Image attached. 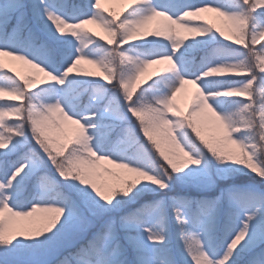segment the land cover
<instances>
[{
    "label": "rangeland",
    "instance_id": "rangeland-1",
    "mask_svg": "<svg viewBox=\"0 0 264 264\" xmlns=\"http://www.w3.org/2000/svg\"><path fill=\"white\" fill-rule=\"evenodd\" d=\"M254 2L257 7L264 5V0H254ZM24 3L28 9L27 16L19 26L15 29L11 27L6 30L0 29V49L24 54L28 59L44 67L46 71L57 76L58 80L64 79L65 82L59 84L57 81H48L43 73L36 72L35 69L12 56L0 57L6 70L18 77H25L27 79L26 84H31L30 88L23 87L22 83L17 87L8 86L0 69V86L19 88L24 96V99L19 101L15 97L3 95V88L0 87V121L12 116L14 120L18 118L23 124H27L30 119L37 118L40 121V132L49 139L60 140L62 135L69 138L67 134L70 132V139L79 144L88 155V150L83 148L85 136L80 125L74 123L62 110L52 113L40 112L39 116L36 115L42 105L60 102L68 114H75L82 119L86 126L89 121L95 125L94 128L88 129V134L92 137L91 145H105L106 149L114 148L120 153L117 155L113 151H100L94 147L98 154L110 155L113 159L134 164L131 160L132 153L141 148L147 149L153 158H149L141 167L150 174L159 175L162 173L161 160L142 135L139 122L128 110L129 103L125 98V94L128 97L146 87L150 89L152 100H156L157 105L160 106L156 119L147 127L162 145L170 144L169 137L173 133H177L178 139L184 143L185 135L182 133H190L186 129V121H188L191 122L189 128H192L194 132L199 129L200 133L210 140L225 143L230 142L232 137L241 140L249 152L255 153L252 162L264 166V141L260 140L261 134H264V127L261 126L264 123V79H261L264 77V73H260L264 72V49H260V44H264V31H261L264 30V9L252 10L250 6L245 9L233 8L231 0H145V2L137 5H135L134 0H101L102 9L122 15V17L117 16L115 19L117 23L123 19H135L153 8L167 11L176 17L189 7L209 3L230 13L238 12L248 16L247 22L221 17L218 13L211 11L203 12L199 17L188 16L186 20L189 23L184 26L186 29H196L200 24H207L212 26L213 30L204 35L182 31L181 34L186 37L184 42L177 39V24L167 21L165 18L157 17L149 23L146 30H143L142 36L122 45L120 37L124 35V30L115 28L113 31L107 21L100 22L103 27L89 23L85 24L84 28L75 30V32L66 29L68 33L60 34L48 19L47 13L61 16L70 23L92 16L97 12L93 7L94 0H24ZM10 6L11 0H0V9L7 10ZM163 20L162 31H165L168 37L176 43H183L179 49L173 50L172 43L164 40V37L152 35L161 26ZM217 28L222 29V33L229 38L227 41L215 31ZM204 30L206 29H201V31ZM29 32L33 33L31 39L27 36ZM109 33H111L110 36ZM52 39L57 40L58 43H53ZM108 41H111V44H108ZM236 41H241L244 45H237ZM99 43H103L102 46H99ZM213 45H228L235 48L241 46L242 51L236 58L222 55L215 59L206 60L198 68H193L190 60L198 58L206 47ZM244 47L250 49L251 55L247 58L244 57L247 54ZM80 55L102 61V64L98 67L82 62L78 66V70H74L73 73L64 77L63 73L67 67ZM163 55L172 56L175 64L165 62L145 68V64L150 59ZM123 58L136 63H134L133 71L122 69L123 64L126 63L122 60ZM219 61L220 63H218ZM215 63H218L219 67ZM244 64L250 68L248 69ZM214 68L224 69L222 73L227 75V79L222 83L214 81L213 79L221 72L213 71ZM250 71L257 74V79L254 78L252 84L246 86V80L250 78L246 75H249ZM106 75L113 78L111 83ZM198 76H201L199 81L193 80ZM152 80L158 84L157 88L151 87ZM124 83H127V88L123 87ZM39 89H42V92ZM32 91H34L31 94L32 100H28V92ZM210 91L214 92L215 95H209ZM224 91L231 93L228 95L232 100H240L242 104L252 108L254 116L253 133L257 140L236 132L226 110L225 101L227 99L222 94ZM240 91L248 92L249 95L238 97L236 93ZM114 105L119 108L114 110ZM102 111L112 120L109 121L104 118ZM142 124L147 125L143 122ZM225 129L228 132H224ZM130 131L132 134H128ZM105 136L107 137L106 140H104ZM124 138L127 140L125 141ZM132 141L134 142L132 143ZM44 144L47 147L50 146L49 143ZM227 148L235 152L240 151L234 145H227ZM0 153L10 154V149L0 150ZM91 159L89 162L76 160V167L80 171L81 164L96 166L97 158ZM8 161L7 158L0 159V183L5 185H7L12 172L21 164L27 163L25 171L13 181L11 187L6 186L4 189H0V199L6 196L10 197L7 202L14 209L29 210L37 203L52 202H64L63 206L67 208L66 199H73V202H77V197L72 196V193L65 198H58L54 192L52 196L50 195L53 180L60 177L52 165L49 166L48 160L43 159L42 162H39L35 157L30 156L10 164L11 166L5 165L3 167L4 163ZM212 161L214 163L209 164L211 166L209 172H200L201 166L188 167L183 172V179L185 180L183 183L185 184L182 186L191 183L194 190L198 191H194V193L189 191V196L185 197L187 199L185 201L196 202L200 196H203L206 202H213V209L215 210L217 198H219L218 208L220 207V210L228 214L230 223H234V229L225 241V245L221 247V250H226L232 236L243 226L241 221L247 219L248 210L251 211V215L255 214V219L261 216L257 206L262 204L255 203L252 198L264 196V179H261L258 173H253L251 169L246 168L245 165H237L230 161L220 162L213 157ZM110 170L117 172L122 178H134V174L124 169H117L112 165L102 163L96 169L98 175H95L94 179L98 183L107 182L110 186L114 185L106 172ZM169 172H171L170 169ZM68 182L67 180L68 185L66 186L70 188ZM145 182L153 196L149 201L143 203L141 208L149 210L152 207L153 212H146L147 220L144 225H148L157 215V218L161 220L160 222H163V219H168L165 224L167 227H172V221H177L173 209L183 208L184 204L174 203V199L168 192L170 185L167 189L160 190L151 182ZM167 183L169 184V181ZM87 187L90 189V186ZM199 194L200 196H198ZM20 197H22L21 200H19ZM153 198L154 200H152ZM233 200L237 202L238 208L232 204ZM145 205L151 207L145 209ZM121 209L122 207L113 208L111 211L93 218V224L87 231L90 233L93 229L97 230L100 226L103 227L107 221L115 220L120 243L133 256L134 249L126 236L131 234L133 238H142L147 243V234L141 225L130 233L128 230L119 227L121 217H125L122 215ZM162 214H165L166 217L161 218ZM184 214L190 219L187 209L184 210ZM67 217L68 213L66 212L64 218L67 219ZM14 222L20 221L17 218ZM61 226L58 224L57 229ZM150 227L164 238L171 233V230L167 232V229H164L165 233H162L159 229L156 230L157 226L151 225ZM97 231L100 233L101 229ZM184 231L188 238L191 234H195L201 241L203 250L208 252L209 238L201 220H191V222L189 220V223L184 226ZM86 232L80 233L75 228L70 227L58 238L57 242L48 244L42 243L45 239L44 236L33 241L32 244H30L31 240L18 237L10 245H0V264H51L61 250L71 246L75 242L74 239H79ZM47 235H52V233ZM258 236L251 229L249 238L255 239ZM159 245L148 244V254L151 257L156 254ZM168 245L173 246V242L169 241ZM237 250H244V245L239 246ZM212 257L213 260H216L214 258L218 256L213 254ZM169 260L176 264H194L190 254L187 257L173 255ZM157 264H164V262L161 261ZM166 264H169L167 257Z\"/></svg>",
    "mask_w": 264,
    "mask_h": 264
},
{
    "label": "snow or ice",
    "instance_id": "snow-or-ice-1",
    "mask_svg": "<svg viewBox=\"0 0 264 264\" xmlns=\"http://www.w3.org/2000/svg\"><path fill=\"white\" fill-rule=\"evenodd\" d=\"M145 2V0H134L135 5ZM244 3L249 5L252 10L255 9H264V5L259 7L256 6L254 0H244ZM93 7L97 10L96 14L78 20L75 23H70L67 20L63 19L61 16L55 15L53 13H47L48 19L54 24L56 30L60 34L68 33L66 28L60 26V22L63 21L65 24H77L84 28L85 24L91 23L92 20H97L100 22L103 21H112V28H121L124 30V35L120 37V40L123 44H127L130 41L136 40L138 37L142 36L143 30L147 29V26L151 21L157 17L167 18V21H171L178 26V31L176 33L177 39L185 41L186 37L181 34V32L186 33H198L199 35H204L207 32L213 30V27L207 24H200L196 29H186L184 26L189 23L185 18L188 16L199 17L203 12H215L218 13L221 17H229L234 19H239L242 22H247L248 16L244 13L238 12H228L222 10L220 7L214 6L212 4H204L200 6L189 7L188 9L181 12L178 16L174 17L169 14L167 11L150 9L146 13L140 14L135 19H123L119 23L113 21V16L115 14L110 12L108 15L104 13L107 12V9H102L101 0H94ZM27 5L24 3V0H11V6L7 10L0 9V29L6 30L8 28L15 29L27 16ZM162 14V15H161ZM81 21L87 23L81 24ZM164 20L160 27L152 33L154 37H164V40L170 41L172 43L173 50H177L183 44H178L175 41L171 40L168 37V34L165 31H162ZM201 29H206L201 31ZM219 33L220 37L224 40H228L222 33V29L217 28L215 30ZM264 31V30H261ZM108 44H111V41H108ZM237 45H244L241 41H236ZM121 45V46H122ZM247 50V54L244 57L251 55L249 47H244ZM260 49H264V44H260ZM5 55L12 56L14 59L22 61L24 64L28 65L30 68L35 69L38 73H43L47 77L48 81H57L59 84H64V79H57V76L53 75L51 72L46 71L44 67H41L39 64L33 60L28 59L24 54L17 53L8 49H0V57ZM89 63L93 65L101 66L102 61L96 59H89L84 55L78 56L66 71L63 73L64 77H67L69 74L73 73L74 70H78V66L82 63ZM172 63V56L163 55L155 59H150L149 62L145 64V68H149L151 65H159L163 63ZM3 68V62L0 60V69ZM206 71V70H204ZM203 71V72H204ZM213 71H224V69L214 68ZM165 72V71H164ZM264 73V72H260ZM107 76L108 81L111 83L113 78ZM250 77L246 80V86L251 85L253 79H257V74L254 71H250ZM201 76L194 78L193 80L199 81ZM192 79V78H186ZM211 79V78H210ZM264 79V77H261ZM19 81H22L23 87L30 88L31 84H26L25 77L21 76ZM182 83V81H181ZM135 86V85H134ZM3 88V95H8L15 97L17 100L24 99L22 92L19 88H8L0 86ZM124 88H127V83L123 84ZM231 95V93H229ZM238 97L248 96L249 93L245 91H240L236 93ZM127 100V95L125 94ZM18 105V104H16ZM213 109H215L213 107ZM18 110V109H17ZM63 111L68 118L73 122L77 121L79 124L88 125L82 122V119L77 117L75 114L70 115L66 109L61 105L60 102L49 103L42 105L41 109L36 113L39 116L40 112H58ZM134 117L139 122L140 130L142 135L146 138L148 143L154 152L158 155L161 160V169L162 173L150 174L147 170L142 167L130 164L127 161H119L113 159L110 155L98 154L97 150L95 152L97 157L107 156L108 158H97L96 166H89L88 164H81V170L78 172L73 161L80 160L82 157L75 156V148H68L67 154H65V148L67 143H61L58 151H61L63 155L57 156L51 152V150L42 143L39 139L40 135V121L37 118L30 119L29 122L25 125L28 126V130L32 134V139L35 141L36 146L39 148L47 158L48 162L56 170V173L61 179L72 178L75 181L79 182V185H73L74 195L77 196V202H73L71 199H66L67 208L63 206L64 202L61 203H37L33 205L29 210H16L9 205L7 202L10 197H4L0 199V245H10L18 237L24 238L25 240H32L34 238L44 236L45 239L42 241L44 244L51 242H57L58 238L70 227L75 228L76 231L84 233L88 230L93 224V218L99 217L102 214L111 211L113 208H120L122 204L126 203L124 200H117L116 203H113L114 198L120 196H128L133 189L140 184L142 181L151 182L153 185L158 186L160 190H165L169 187L167 181L172 179V174H179L183 172L190 166H199L202 163V160L199 158H194L192 153L186 148V146L178 139L180 143V149L177 150L172 147L170 144L162 145L154 136L153 132L148 128L144 127L142 124L143 115L140 109H134ZM139 118V119H138ZM171 119V117H170ZM14 121H18L15 119ZM19 122V121H18ZM25 125L18 124L19 129H23ZM264 127V123L261 125ZM4 127V122L0 121V128ZM95 127V125H94ZM18 128H9L7 133L16 136L24 135L23 131H18ZM190 130L194 135L195 141L200 147H202L208 154L220 162H234L237 165H245L246 168L251 169L253 173H258L261 179H264V166L256 163H253L255 157L254 152H249L247 146L237 138L231 139L230 142H221L213 141L207 138L205 135L201 134L199 129L195 132L192 128H186ZM5 132H0V150H5L9 147L11 143V136H5ZM152 137V140L155 141L153 144L146 136ZM70 140L71 133L68 134ZM92 140L91 136H87L83 140V148L88 150L90 146V141ZM260 140L264 141V134H261ZM227 145H234L240 151L235 152L227 148ZM81 147V146H80ZM247 149V151H245ZM144 152L143 149H141ZM243 153V155H242ZM147 155L146 152H144ZM242 157V158H241ZM109 164L114 166L117 169H124L127 172L129 168L136 169L134 174V179L123 181L126 184V187H118L114 185H109L107 182L98 183L94 179L95 175H98L96 169L100 164ZM27 163L21 164L16 168L7 181V185L0 183V189H4L6 186L11 187L13 181L17 179L25 171ZM169 169L171 172H169ZM110 175L115 176L119 180V176L116 173L108 172ZM90 186V189L87 187ZM253 201L255 203L264 204V196H254ZM219 198H217V202ZM183 208L177 207L173 211L177 222L181 225L183 231L184 226L189 223V220L184 214V210L187 209L189 213L205 215L210 214L213 211V202L206 201H196L195 207H192V201H183ZM145 209L151 207L149 205L144 206ZM144 209L138 210V213H133L125 217H121L119 222V227L124 228L129 231V233L140 226L139 212H143ZM68 213L67 219H65V213ZM20 222H14L16 219ZM255 219V214L247 215V219L241 221L242 227L235 232V234L230 239L227 244L226 250L223 256L219 259L213 260L209 255L203 250L201 241L197 238L195 234L185 239V246L194 261V264H229V261L232 259L234 252L238 249L239 246L244 245V250H247L251 253L247 264H264V247L259 248V251H255V248L259 247L260 244H264V228L260 230L259 236L255 239L249 238L250 235V225L249 222ZM62 225L57 229V225ZM230 229V225L228 226ZM57 229L56 231H53ZM144 232L147 234L145 242L142 238H133L131 234L126 236V239L129 241L131 246L134 249V255L132 259L128 258L127 249L123 244L120 243L117 225L115 220H109L105 223L100 233H98L93 240L89 241L87 245H80L74 251H70L63 259L56 261V264H155L153 258L148 254V244L153 246L163 244L165 238L162 235L156 233L151 227H145ZM52 233V235H47ZM231 234V233H230ZM99 258V259H97ZM170 264H174V261H170Z\"/></svg>",
    "mask_w": 264,
    "mask_h": 264
},
{
    "label": "trees",
    "instance_id": "trees-1",
    "mask_svg": "<svg viewBox=\"0 0 264 264\" xmlns=\"http://www.w3.org/2000/svg\"><path fill=\"white\" fill-rule=\"evenodd\" d=\"M231 4L233 8H242L245 9L247 6V4L244 3V0H231ZM69 11H71L68 7H66ZM109 12H106L105 15H108ZM111 14V13H110ZM115 16H113V21H115V19H117L118 17H122V15L119 14H115ZM109 24V27H111L112 21H107ZM112 30L114 31V28H112ZM57 40H52L53 43H58ZM99 46H102L101 44L103 43H99ZM56 47L57 45L54 44ZM46 48V47H45ZM58 48V47H57ZM242 47L240 46L239 48H235V47H230L228 45H213V46H208L206 47L203 51L201 52V54H199L198 58L196 59H192L190 60L191 62V66L193 68H198L201 64H203L206 60H211V59H215L217 57H220L222 55H228L230 56V58H236V56L240 55ZM51 51V49H50ZM196 56V55H195ZM122 60H124L126 63L123 64L122 69L126 70V71H133L134 70V63L133 61L123 58ZM220 63V61L218 62ZM216 63V64H218ZM136 64V63H135ZM219 66V65H218ZM248 69L250 68L248 65H245ZM1 75L4 78L6 84L8 86H13V87H17L18 85H20L22 83V81H19L20 77L16 76L15 74L9 72L8 70H6L5 67H3L1 69ZM214 81H220L222 83V81L226 80V74L219 73L218 76L216 78L213 79ZM25 81H27V79H25ZM155 80H152V84L151 87L153 88H157L158 84H155ZM220 85V84H219ZM221 86V85H220ZM153 88H151V90H154ZM150 89L143 87L141 89H139L136 92V95L133 97V101L136 102L140 99L141 96L145 97V100L148 101H152V98L150 96ZM40 92H42V89H39ZM29 93V98L28 100H32V93H34V91L32 92H28ZM223 97L225 99H227L225 101V106H226V110L228 113L229 118L232 120L234 126H235V130L238 134L241 135H248L250 136L252 139L257 140L256 139V135L253 133V129H254V125H253V120H254V116L252 113V108L250 106H245L244 104L241 103L240 100H232L229 97V92L224 91L222 92ZM119 107H117L116 105H114V110L118 109ZM129 108V107H128ZM142 111V115H143V123H146L147 126L156 119L157 114L159 113V109L160 106L157 105L156 107H153L152 103H146L145 106L139 108ZM103 117L106 118L107 120H112L110 119L108 116L105 115V113L103 112ZM18 121H14L12 116H8L6 119L2 120L4 122V127L0 128V132H5V136H11V143L9 145V149H10V154L8 153H0V159L3 158H7L9 160V162H6L5 165H9L10 163H16L18 160H21L25 157L28 156H33L35 157V159H37L39 162H42L43 159L48 160V158L42 153L40 152L39 148L36 146L35 141L32 139V134L31 132L28 130V126L25 125V123L23 124L18 118H16ZM139 119V118H138ZM10 121H12L13 123H11ZM187 122V128L191 127V122ZM119 123V121H118ZM18 124L20 125H25V127L23 129H19L18 128ZM9 128H18V131H23L24 135L22 136H16V135H12L10 133H7V129ZM243 128H247V129H243ZM133 131V129H131ZM244 130H247L246 132ZM132 131L128 132V134H132ZM190 133H187L184 136V140H185V146L186 148L192 153V155L194 156V158H199L202 160V163L199 165L201 166L200 168V172H209V169L211 166H209V164L211 165L212 163H214L212 161V156L210 154H208L206 152V150H204L202 147H200L198 145V143L195 141V138L193 137L191 131L189 130ZM224 132H228L226 129L224 130ZM106 136L104 137V140H106ZM39 139L42 141V143H49L50 146L48 147L51 152L57 156L63 155V153L61 151H58V148L60 147L61 143H67V147L65 148V154H67L68 148H71L72 145L75 143L73 142L71 139L70 140H66L69 139L65 136L62 135V138L60 140H53V139H49L46 135H44L43 133L40 132L39 135ZM124 140L126 141L127 138H124ZM134 141H132L133 143ZM52 143V145H51ZM131 143V144H132ZM184 144V143H183ZM142 149V148H141ZM140 150L132 153V158L131 160L134 162L135 165L138 166H142V164H144L146 161L149 160V158H153L151 157V153L148 152L147 149H143L144 152L147 153V155L144 154V152H142ZM82 150V149H81ZM83 151V150H82ZM84 152V151H83ZM85 153V152H84ZM82 157V159L86 162H89L90 160H92L91 158H89V156L85 153V155L80 156ZM210 162V163H209ZM73 164L76 167V161H73ZM50 166V163H49ZM77 171H79V168H77ZM186 169L183 171L185 172ZM110 180L112 181V183L114 184V186H118V187H126V184L123 183V181L126 180H131L134 178H130V177H125L122 178L121 176H119L117 174V172L111 171L113 173H116L119 176V180H117V178L115 176L110 175L108 172L106 171ZM183 172L179 173V174H172V179L169 180V185L170 188L168 189V192L170 193V195L172 196V198L174 199V203L179 202L181 204H183L182 202L187 200L185 199V197L189 196L188 192L191 191L192 193L198 192L196 190H194V187L191 185V183H188L189 185L187 186H182L185 183H183L185 180L183 179ZM50 180V179H49ZM67 180L69 181V186L70 188H67L66 185L67 184ZM53 189H52V193L54 192L55 194H57L58 198H65L67 197L68 194L72 193V196L77 197L76 195H74V188L72 187L73 185H79L78 181L73 180L72 178H67L65 179H61L58 178L56 180H53ZM185 192V193H183ZM153 196V194L151 193L150 189L148 188V185L145 181L140 182V184H138L133 191L128 195V196H123L122 194L118 197L114 198L113 203H116L117 200H124L126 201V203L122 204L121 207V213L123 216H128L130 214L133 213H138V210H141V205L143 203H146L147 201L150 200V198ZM200 196V194L198 195ZM73 200V199H72ZM154 200V198L152 199ZM198 201H205V198H203V196H200ZM219 203L217 202L216 205H218ZM232 204L235 206V208L237 207V202L234 200L232 201ZM260 204V203H259ZM258 204V205H259ZM192 207H195V203L193 202ZM152 210V207L149 210H144L143 212H139V219H140V225L143 226V230L145 227H150L151 225L157 226L156 230L159 229L160 232L165 233L164 229H167V232H169L171 230L170 235L167 234V236L165 237L164 243L160 244L159 247L156 250V254L152 257L155 264H157L158 262L163 261L164 264H166V257L168 260V263L170 264L169 258L173 255H177V257L179 256H184L187 257L189 255V252L185 246V239L188 238L186 232L182 231L181 229V225L177 222V221H172L171 224H173L172 227H167V225L165 223H167L166 219H163V222H160L161 220L156 217L148 224V225H144L146 223V212H150ZM257 210L260 213V217L257 219H254L253 221L249 222V225L251 227V229L259 235L260 230L262 228H264V204H262L261 206H257ZM120 212V211H119ZM248 215H251V211L248 210L247 212ZM228 214L225 211H222L218 208V206H216L215 210L213 209V211L210 214H192L190 213V220H202V224L203 226L206 228L207 230V235L209 238V248H208V252H206L209 257L211 259H213L212 255L214 254V256H218L217 258L214 259H219L223 256L225 249L221 250V247L223 245H225V241L229 238V234L231 233V231L234 229L233 224L234 223H230L229 220L230 218L227 216ZM166 217L165 214L161 215V218ZM236 222V221H235ZM170 223V222H169ZM162 224V225H160ZM230 225V229L229 226ZM145 226V227H144ZM161 227V228H160ZM58 228V225H57ZM103 227L100 226L98 229H102ZM93 229V228H91ZM97 229V230H98ZM55 230V229H54ZM93 229V231H90V233H88V231L81 235L82 237H80L79 239H74L75 242H73L71 244V246L65 248L64 250L60 251V254L51 262V264H56V261L59 259H63L64 256H66L70 251H74L76 248H78L80 245H87L89 241L93 240L94 237L98 234V231ZM230 230V231H229ZM40 237L38 238H34L31 240L30 244L33 243V241L38 240ZM172 241L173 242V246L168 245V242ZM264 247V244H262L261 246H259L258 248H255V251H259V248ZM171 248V249H170ZM128 253V258L132 259L133 256L129 254V251L127 250ZM251 253H249L247 250H237L236 253H234L232 259L229 261V264H247V261L250 257ZM174 264H176L174 262ZM185 264V263H182Z\"/></svg>",
    "mask_w": 264,
    "mask_h": 264
},
{
    "label": "clouds",
    "instance_id": "clouds-1",
    "mask_svg": "<svg viewBox=\"0 0 264 264\" xmlns=\"http://www.w3.org/2000/svg\"><path fill=\"white\" fill-rule=\"evenodd\" d=\"M161 15H162V14H161ZM165 20H167L166 17H165ZM83 23H87V22H85V21H81V24H83ZM91 23H93V24H97V25L103 27V25L100 24V21L92 20ZM60 26H63V27H65L66 29H69V30H71V31H73V32H75V30L81 28L80 25H77V24H65L63 21L60 22ZM110 35H111V33H109V36H110ZM119 87H120V86H119ZM135 95H136V93H135V94H130V95L127 97V100H126V101L129 103V109H128V110L132 113L133 116L135 115V111H134V109H139V108L145 106L146 103H152L153 107H156V106H157V102H156V100L153 99V100L150 102V101H148V100H145V97H143V96H141L140 99H139L138 101L134 102V101H133V97H134ZM209 95H215V93L210 91V92H209ZM74 123L79 124V122H77V121H74ZM79 125H80L81 130H82V132L84 133V136H85V137H87V136L89 135V134H88V129H89V128H94V124H91V123L88 125V127H85V125H83V124H79ZM143 126H144V127H147V125H143ZM182 134H183V135H186V133H182ZM145 136H146V137H147V138H148L153 144H155V141L152 140V137L148 136L147 133H145ZM169 140H170V145H171L172 147H174V148L177 149V150H182V149H180V143H179V141L177 140V133H173V134H171V136L169 137ZM73 147L76 149L75 152L73 153V155H75V156H82V155H85V153L81 150V147H80L79 144L74 143V144H73ZM94 147L97 148V149H99L100 151L108 150V151H113L114 154H117V155L120 154L119 151L116 150V149H114V148H107V149H106V146H105V145L97 144V145L93 146V145L90 144L89 149H88V155H89V158H105V159L108 158L107 156H104V157H97L96 154H95V152L93 151ZM128 171H129V172H132V173H135V172H136V169L129 168Z\"/></svg>",
    "mask_w": 264,
    "mask_h": 264
},
{
    "label": "bare ground",
    "instance_id": "bare-ground-1",
    "mask_svg": "<svg viewBox=\"0 0 264 264\" xmlns=\"http://www.w3.org/2000/svg\"><path fill=\"white\" fill-rule=\"evenodd\" d=\"M185 19H188V17H186Z\"/></svg>",
    "mask_w": 264,
    "mask_h": 264
}]
</instances>
